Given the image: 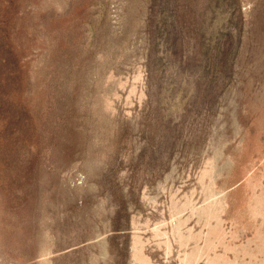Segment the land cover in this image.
Masks as SVG:
<instances>
[{
  "label": "rangeland",
  "instance_id": "374dc122",
  "mask_svg": "<svg viewBox=\"0 0 264 264\" xmlns=\"http://www.w3.org/2000/svg\"><path fill=\"white\" fill-rule=\"evenodd\" d=\"M0 264H264V0H0Z\"/></svg>",
  "mask_w": 264,
  "mask_h": 264
}]
</instances>
